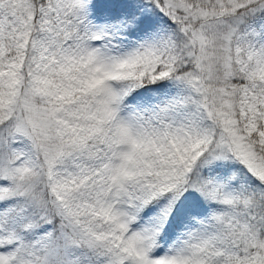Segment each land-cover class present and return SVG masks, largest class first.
<instances>
[{
    "label": "snow or ice",
    "instance_id": "snow-or-ice-1",
    "mask_svg": "<svg viewBox=\"0 0 264 264\" xmlns=\"http://www.w3.org/2000/svg\"><path fill=\"white\" fill-rule=\"evenodd\" d=\"M0 264H264V0H0Z\"/></svg>",
    "mask_w": 264,
    "mask_h": 264
}]
</instances>
